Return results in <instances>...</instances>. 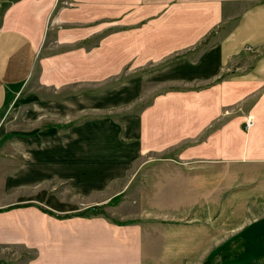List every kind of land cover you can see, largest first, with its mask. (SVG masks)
Segmentation results:
<instances>
[{
    "label": "crops",
    "instance_id": "0c3cea01",
    "mask_svg": "<svg viewBox=\"0 0 264 264\" xmlns=\"http://www.w3.org/2000/svg\"><path fill=\"white\" fill-rule=\"evenodd\" d=\"M58 2L0 0V209L31 204L0 212V251H34L32 264H168L162 254L174 250V242L160 243L140 223L74 216L85 211L80 198L95 204V189L105 187L106 178L131 169L127 161L104 158L110 144H124L119 135L134 143L132 157L141 161L137 185L157 188L155 203H171L173 193L192 196L193 189L207 197L210 181L213 189L222 183L225 165L247 172L250 180L264 172V0H66L53 14ZM95 23H101L99 31L106 24L120 28L99 48L40 56L47 52L50 26L61 48L93 37ZM134 37L159 45L154 60L209 40L193 57L188 53L163 66L159 74L176 88L139 116L96 118L94 91L63 97L79 69L95 74L101 59L110 63L113 46L126 55ZM107 69L113 74L109 64ZM106 99L99 102L106 106ZM175 225L159 223L154 230H167L169 238ZM261 234L264 215L230 240L247 250L249 239ZM1 254L0 264H15ZM258 257L253 264H264V248ZM190 263L187 257L169 261Z\"/></svg>",
    "mask_w": 264,
    "mask_h": 264
},
{
    "label": "rangeland",
    "instance_id": "374dc122",
    "mask_svg": "<svg viewBox=\"0 0 264 264\" xmlns=\"http://www.w3.org/2000/svg\"><path fill=\"white\" fill-rule=\"evenodd\" d=\"M65 1L59 0L53 14L58 12ZM100 24H94L98 32L93 37L61 48H58L54 43L56 29L50 26L48 48L46 47L47 52L40 50V56L77 49L78 47L85 50L95 47L99 48L104 39L115 34L114 32L120 28L115 26V24L110 26L106 24V28L99 31ZM138 26L140 24L133 27L126 26L123 29L130 32L131 29ZM63 29L69 30L71 27L63 25ZM212 33L214 35V32ZM143 40V38L135 37L129 40L126 55H120L119 52H115L113 46L110 63L101 59L102 68L99 69L97 66L94 71L95 74H92L91 70L86 68L79 69L74 76L73 84L64 88L63 97L77 96V94L83 96L88 91H94L97 99L96 118L110 117L115 120L125 115L139 116L143 110L153 105L159 95L175 90L176 87L168 86L166 84L167 80L164 79L165 76L159 74L162 68L168 65L166 63L189 54V56L193 57L205 45L204 41L206 39L193 45L189 50L177 51L173 55L158 60L153 58L158 55V51L154 50V48L159 47V45L152 46L149 44L147 46L143 43ZM105 48L107 50L110 46L105 45ZM108 64L113 74H105L108 71ZM63 78L70 77L64 76ZM76 78L78 79L77 81H75ZM52 95V92L49 91L48 97L50 98ZM105 96H107V102L106 106H103L99 100ZM251 101L248 100L242 104L239 112H246ZM82 112V118L87 117V113L85 111ZM76 122L81 121L75 120ZM119 137L124 144H110L108 147L110 155L104 158L106 160H115L119 162L118 165L122 163V160L127 161L131 169L129 171L126 170L123 173L124 176L112 179V182L109 181L110 177L106 178L104 182L106 186L95 189L96 205L88 202V196H81V208H86L85 211L78 212L75 215L87 216L92 214L103 216L111 222L121 224H143L145 232L152 233L155 237L154 239L160 243H163L164 240L165 242H174L176 244L174 250L166 251L162 254V260L168 264L170 257L172 260L175 257L181 261L184 260V257H187L191 258L192 264H198L206 254L215 251L219 246L235 236L244 225L264 215V188L259 187V184H263L264 172L260 175L253 174L252 180H250L247 172H242L238 169L233 171L232 168L226 165L223 171L222 183L218 184L217 189H213L215 182L210 181L207 197L200 195L202 190L193 189L192 196H188L184 192L173 193L170 196L172 198L171 203H155L153 192L158 189L141 188L137 185L139 181L137 179H140L141 172H136L135 169L137 165L141 164V161L138 154L135 158L132 157V155H135L133 150L135 149L134 143L133 145H127L126 141L122 139L123 135H119ZM64 188H66L65 183ZM116 192L120 194L116 196ZM201 199L202 202L200 203ZM88 205H90V208H88ZM191 216L200 217L202 220L190 221L189 218ZM159 223H176V230L168 238L167 234H165L167 230H160V232L154 230L155 225ZM204 248L207 249L206 252H203V250L201 253L197 252V250ZM263 248L264 234L257 235L249 239V248L245 250V247H243L238 257L218 264H253V261L260 259L258 256L263 252ZM0 252L3 260H10L15 264H32L36 256L34 251H25L19 248H10ZM198 255L199 259H197ZM213 264H217V260Z\"/></svg>",
    "mask_w": 264,
    "mask_h": 264
},
{
    "label": "trees",
    "instance_id": "16d2710c",
    "mask_svg": "<svg viewBox=\"0 0 264 264\" xmlns=\"http://www.w3.org/2000/svg\"><path fill=\"white\" fill-rule=\"evenodd\" d=\"M18 0H12V2H17ZM10 4V3H9ZM8 4H6L5 6H7ZM4 6V7H5ZM3 7V8H4ZM208 38L204 41V44H206L208 42ZM255 101V98L251 101L253 102ZM24 206H30V204H19V205H14L12 207H9L7 209H0V212H3V211H7V210H10V209H13V208H18V207H24ZM74 216H79V217H82V215H74ZM234 243L236 244V238L233 239V240H229L227 241L225 244H223V246L219 249V252L217 253V256L216 257H211V258H208L204 264H213L215 260H217V264L220 263V262H223V261H227V260H230V259H233V258H236L239 256L242 248H243V245L240 244L238 246H234Z\"/></svg>",
    "mask_w": 264,
    "mask_h": 264
},
{
    "label": "built area",
    "instance_id": "2783aa9c",
    "mask_svg": "<svg viewBox=\"0 0 264 264\" xmlns=\"http://www.w3.org/2000/svg\"><path fill=\"white\" fill-rule=\"evenodd\" d=\"M250 124H251V120H250V119H248V120L246 121V126H247V127H249V126H250Z\"/></svg>",
    "mask_w": 264,
    "mask_h": 264
}]
</instances>
